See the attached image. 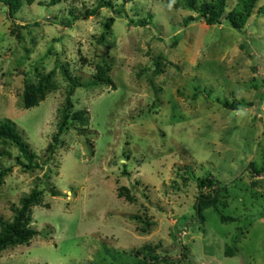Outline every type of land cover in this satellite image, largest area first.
Returning <instances> with one entry per match:
<instances>
[{
	"label": "rangeland",
	"instance_id": "rangeland-1",
	"mask_svg": "<svg viewBox=\"0 0 264 264\" xmlns=\"http://www.w3.org/2000/svg\"><path fill=\"white\" fill-rule=\"evenodd\" d=\"M48 1L24 3L12 17L0 3V120L15 123L42 165L68 86L60 66L86 82L105 59L114 87L75 90L73 111H86L89 125L82 134L69 126L41 170L23 171L17 150L0 143L10 154L0 156V166L12 167L0 186V216L10 220V207L34 187L44 190L48 206L32 208L31 227L39 234L0 253V264H92L105 250L131 262L146 244L159 246L167 259L157 264H264V170L256 175L249 166L264 168V14L258 12L264 0L242 32L226 21L184 26L191 12L163 0H113L125 15L103 8L60 28L68 12L92 9L97 0ZM240 6L228 0L225 14ZM148 14L151 25L130 23ZM110 17L115 22L100 45ZM159 56L162 72L155 75ZM51 71L57 89L24 109L25 79ZM224 100L253 105L230 111ZM205 176L225 188L199 222L196 181ZM121 186L134 203L117 197ZM132 216L151 227L142 233L145 225Z\"/></svg>",
	"mask_w": 264,
	"mask_h": 264
},
{
	"label": "trees",
	"instance_id": "trees-1",
	"mask_svg": "<svg viewBox=\"0 0 264 264\" xmlns=\"http://www.w3.org/2000/svg\"><path fill=\"white\" fill-rule=\"evenodd\" d=\"M35 0H0L4 6L7 7L8 15L14 16L19 12L23 4L31 5ZM62 0H49L47 6H53L61 2ZM164 3L173 10H187L191 12L183 20L184 26H188L193 22H202L207 26L220 25L222 22H228L229 26L238 31L242 32L245 30L250 18L254 14V10L257 7L258 0H239L240 10L232 11L225 14L228 0H163ZM127 2V0H123ZM111 9L117 14L116 17L125 15L124 6L116 7L113 0H97L96 5L92 9H85L84 12L74 11L68 12L67 16L60 22V28H71L76 22L87 20L90 17H95L99 14L101 9ZM260 14H264V8L258 10ZM115 22V17L107 18L103 23V31L98 37L97 43L102 45L105 42L106 37L110 33L111 27ZM152 14H148L147 20L131 21L136 27H145L151 25ZM18 37V36H17ZM19 38V37H18ZM162 58L159 56L154 62V74L159 75L162 72ZM61 74L68 82L67 90L65 93V99L62 106L57 110L58 122L56 125V132L51 137V142L47 145L44 152L46 159L41 165L37 162L38 155L35 154L29 145L25 142L23 137L20 135L15 123L8 119L0 120V143L2 145H9L14 147L18 156L15 161L25 172H34L41 170L43 166L50 164L56 150L61 146V136L69 129V126H76L81 131L86 130L89 125V117L86 111L79 110L73 111L72 97L74 92L78 88H95L99 86L114 87L112 79L109 74L111 71V65L107 60L102 59L101 64L96 63L94 65L95 73L86 82H81L78 78L73 77L64 66H60ZM57 89V84L54 81V72L42 73L38 72L35 75V81H24L23 90L20 95L21 105L24 109H31L37 107L42 101L45 100L46 96ZM196 95V94H195ZM252 102L242 100H224L222 106L230 111H239L246 107H252ZM7 150H0V156H9ZM252 172L256 175L263 173V169H257L253 163L249 164ZM12 167L2 168L0 166V186L4 182V178L11 173ZM124 175L128 173L124 170ZM44 177L49 180L48 174H44ZM196 187L199 191L194 209L196 210V220L203 222L204 218L202 212L208 208H215L217 203V196L220 194L225 187L221 186L217 180L211 176H205L196 181ZM203 191H207L203 193ZM44 190L34 187L27 194H24L18 200V205L10 207L12 217L10 220H5L0 216V253L7 250L8 248H14L21 245H28L30 241L36 237L39 232L31 227L32 222V208L40 206L47 208L48 206L43 203ZM52 197L58 196V192L52 191L50 193ZM117 197L123 198L126 202L132 204L136 201V196L132 194L131 190L127 187H118ZM222 222L227 221L223 216L220 217ZM130 219L143 222L145 225L141 232L144 233L146 229L151 227L152 223L143 221L140 217L132 216ZM228 221L233 219L228 218ZM159 246H152L146 244L136 251H133L130 255L131 262L122 260L114 253L103 251L102 257L99 261L92 264H157L159 261L167 262L166 258H160L157 249ZM226 255H232L230 249H226Z\"/></svg>",
	"mask_w": 264,
	"mask_h": 264
}]
</instances>
